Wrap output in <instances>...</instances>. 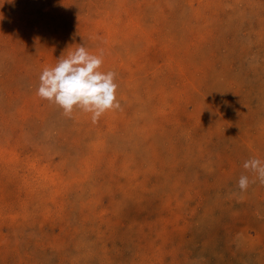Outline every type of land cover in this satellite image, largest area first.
<instances>
[{"label":"rangeland","instance_id":"374dc122","mask_svg":"<svg viewBox=\"0 0 264 264\" xmlns=\"http://www.w3.org/2000/svg\"><path fill=\"white\" fill-rule=\"evenodd\" d=\"M0 264H264V0H0Z\"/></svg>","mask_w":264,"mask_h":264},{"label":"bare ground","instance_id":"6f19581e","mask_svg":"<svg viewBox=\"0 0 264 264\" xmlns=\"http://www.w3.org/2000/svg\"><path fill=\"white\" fill-rule=\"evenodd\" d=\"M108 39H110V38H108ZM78 41V40H77ZM78 43V42H77ZM205 61V60H204ZM112 79V78H111ZM127 87V86H126ZM130 90V89H129ZM103 92V91H102ZM133 92V91H132ZM107 94V93H106ZM110 97V96H109ZM263 97V96H262ZM36 99V98H35ZM89 101V100H88ZM108 101V100H107ZM108 104V103H107ZM38 109V108H37ZM239 119V118H238ZM160 126V125H159ZM248 137V136H247ZM255 138V137H254ZM258 139V138H257ZM243 144V143H242ZM193 151V150H192ZM67 193H69V192H67ZM62 195V194H61ZM249 231V230H248ZM262 242V241H261ZM260 242V243H261ZM226 244V243H225ZM263 244V243H262ZM21 255V254H20ZM234 256V255H233ZM251 261H252V259H251ZM173 262V261H172ZM22 263V262H21ZM24 263V262H23ZM229 263V262H228Z\"/></svg>","mask_w":264,"mask_h":264}]
</instances>
